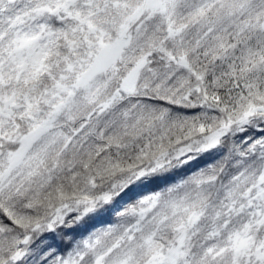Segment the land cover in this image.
Instances as JSON below:
<instances>
[{"label":"snow or ice","instance_id":"1","mask_svg":"<svg viewBox=\"0 0 264 264\" xmlns=\"http://www.w3.org/2000/svg\"><path fill=\"white\" fill-rule=\"evenodd\" d=\"M0 264H264V0H0Z\"/></svg>","mask_w":264,"mask_h":264},{"label":"trees","instance_id":"2","mask_svg":"<svg viewBox=\"0 0 264 264\" xmlns=\"http://www.w3.org/2000/svg\"><path fill=\"white\" fill-rule=\"evenodd\" d=\"M100 226H102V225H99V224L97 225V227H100Z\"/></svg>","mask_w":264,"mask_h":264}]
</instances>
